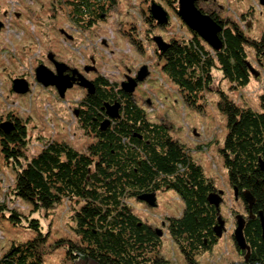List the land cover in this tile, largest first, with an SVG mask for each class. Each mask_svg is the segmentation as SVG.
I'll return each instance as SVG.
<instances>
[{
	"label": "trees",
	"instance_id": "16d2710c",
	"mask_svg": "<svg viewBox=\"0 0 264 264\" xmlns=\"http://www.w3.org/2000/svg\"><path fill=\"white\" fill-rule=\"evenodd\" d=\"M159 1L155 2L174 9L178 3V0ZM67 2L77 5L71 16L78 20L83 31L102 22L111 3H117L116 0ZM208 15L222 27L221 50H213L188 27L191 39L172 40L170 48L160 54L164 73L193 106L211 90L214 69L220 70L223 79L235 88L250 83L253 65L248 61L247 46L254 51L255 63L264 69V34L260 40H250L236 24L218 15ZM148 21L151 25L156 22L151 15ZM93 83L95 93L87 94L84 99L87 110L78 119L93 138L86 152L54 140L29 160L25 154L29 120L23 121L12 112L8 117L13 120L6 117L11 121H4L5 115L0 118V124H13L10 133L0 128V149L6 163L12 164L17 174L13 194L29 203L34 212L71 203L77 240L68 241L66 251L74 264L80 256L98 264H167L160 253L164 235L159 236L136 213L133 201L142 202L150 209L140 196L174 191L183 201L184 211L167 219L166 229L187 260L195 264L196 256L211 250L219 241L214 231L219 211L208 201L209 195L217 191L214 183L196 163L189 148L173 137L172 127L149 117L135 94L126 93L121 84L101 76ZM123 95L129 99L124 100ZM115 103L120 104L121 118L111 120L110 127L102 131V123L109 119L106 104ZM260 106L257 111L242 108L224 93L219 103L227 117L228 134L220 152L229 183L238 189L245 204L244 192L253 195L258 217L264 215V93L260 96ZM11 219L20 221V216L13 212ZM250 221L244 231L252 249L247 264H264L261 223ZM29 228L37 236L12 246L0 257V264H44L41 248L47 237L38 220H31Z\"/></svg>",
	"mask_w": 264,
	"mask_h": 264
},
{
	"label": "rangeland",
	"instance_id": "374dc122",
	"mask_svg": "<svg viewBox=\"0 0 264 264\" xmlns=\"http://www.w3.org/2000/svg\"><path fill=\"white\" fill-rule=\"evenodd\" d=\"M54 1L0 0V19L4 23L8 19V24L13 10L27 14V21L31 20L24 25L22 29L25 32L21 35L13 33L21 31L14 24L11 30L5 28L0 31V118L12 112L23 121L29 120L28 148L25 152L29 160L39 154L49 141L66 142L80 152H86L93 142L92 136L87 134L74 114L86 90L76 86L67 91L65 100H60L54 88L38 85L36 76L34 78L31 74L32 66H38L39 51L44 49L45 52L48 49V40L44 35L57 40V34L42 28L33 12L53 5ZM116 2L107 20L90 30L75 33L72 47L65 43L55 45L51 41V48L71 59L81 71H85L87 66H96V71L89 72V79L101 76L119 85L126 80L128 71L139 72L144 65L149 67L150 76L139 85L135 93L138 103L155 122H165L172 127L173 137L189 148L194 160L203 168L216 189L224 192V202L220 209L225 220V232L211 250L196 256L195 264H247L233 235L236 216L248 215V211L242 199L236 201L224 167L220 150L224 147L228 128L227 117L221 112L219 103L224 93L242 108L260 110V96L264 93V69L255 63L254 51L251 46H247L248 61L259 72V76L251 75L247 86L235 88L223 79L220 70L214 69L211 90L204 94V99L199 100L196 106L190 105L180 89L164 73V60L160 58L153 40L155 36H162L169 43L172 40L192 38L190 29L178 14V3L176 9L161 4L169 12L170 22L160 27L155 21L153 25L148 21L151 0ZM196 5L205 14L214 13L224 21L236 24L250 40H260L264 34V8L259 0H199ZM5 12H8L7 17L3 16ZM33 25L37 27V34L33 33ZM58 25L63 27L64 21L59 19ZM24 47L28 54L21 57L22 53L19 55V52ZM16 50L18 57L14 54ZM92 60L96 63L93 64ZM20 75L31 84L30 92L26 95L12 92L13 80ZM147 99L151 100L150 104L146 103ZM22 162L27 163L24 160ZM16 175L12 164L6 163L0 149V257L12 246L34 239L37 232L29 228V222L38 220L47 237L41 248L44 264H74L66 251L67 242L77 240L74 207L64 202L51 210L34 212L29 203L13 194ZM159 203L158 208L150 210L144 203L133 201L136 213L164 232L160 253L167 264H191L164 225L166 217H177L183 213V201L176 192L169 190L161 193ZM13 212L19 214L20 221L11 219Z\"/></svg>",
	"mask_w": 264,
	"mask_h": 264
},
{
	"label": "water",
	"instance_id": "95a60500",
	"mask_svg": "<svg viewBox=\"0 0 264 264\" xmlns=\"http://www.w3.org/2000/svg\"><path fill=\"white\" fill-rule=\"evenodd\" d=\"M199 0H178V14L180 18L186 23V25L195 33H197L213 50L219 51L223 48V43L219 37L222 31V27L219 23L214 21L210 15L205 14L200 8L197 7L196 3ZM208 1V0H203ZM261 6L264 8V0H259ZM150 15L159 25L165 26L169 24V14L168 12L155 1H152L150 9ZM3 29V24L0 22V31ZM154 43L157 46L158 52L164 54L169 48L170 43L166 42L162 36H155L153 38ZM251 72L254 77L259 76L253 67H251ZM95 71L94 68L86 67L85 72ZM78 71H74L76 74ZM151 72L147 65H144L139 70L137 77H126V80L121 83V88L123 91L129 94H134L136 88L140 83H143L150 76ZM36 82L41 84L44 88L55 87L58 90L61 99L66 97V93L69 89H72L75 85L86 90L88 95L95 93V87L93 81L89 80L85 75L78 72V77H73L68 79L64 77L62 71H58L57 74H53L48 71L44 66H39L35 72ZM13 92L19 95H26L30 92V84L24 78H17L13 80L12 86ZM106 112L109 117L104 123H102L101 130L106 131L110 125L111 120H119L120 115V104L115 103L114 105L106 104ZM0 128L5 133H10L13 130V124L9 122H4L0 124ZM262 169L264 170V164L262 163ZM236 201L239 199L238 189H234ZM224 192L216 191L209 195L208 201L219 211L218 224L215 226V233L220 239L225 232V220L221 216V205L224 202L223 199ZM243 197L246 204L252 210L255 204V198L250 192H244ZM140 199L146 202L152 208L157 207L156 194H145L140 196ZM252 214V211H251ZM252 218V216L250 217ZM246 218L243 215L236 216V229L234 231V239L240 252L245 254V262L248 263L250 258V247L245 239L244 231L246 228ZM260 223L262 227V236L264 240V216L260 214ZM159 236H162V231H159ZM76 264H98L87 257L80 256ZM244 264V263H239Z\"/></svg>",
	"mask_w": 264,
	"mask_h": 264
},
{
	"label": "flooded vegetation",
	"instance_id": "af4514ba",
	"mask_svg": "<svg viewBox=\"0 0 264 264\" xmlns=\"http://www.w3.org/2000/svg\"><path fill=\"white\" fill-rule=\"evenodd\" d=\"M76 4H69L67 2V0H55L53 2V5H49L47 7H44V8H39L36 12H33V16L37 19V22L40 24V26L42 28H46L48 30H52L54 31L55 34H57V40L54 39V38H51L49 35L45 34L44 37L46 40H48V44L46 45L48 47V49H46V51L44 52V49H42V51H39V54H40V60L37 62L38 66L34 68V66H32V71H31V74L34 75V78H35V72H36V69L39 67V66H44L48 71L52 72L53 74H57L58 71H62L63 73V76L64 77H68V79L70 78H73L74 76L75 77H78V72L80 74H83L85 75V77H87L88 79L90 78V74L91 73H86L85 71H81L79 70V68L73 64L72 60L71 59H67L65 57L62 56V53L60 51H57L56 50H53L51 48V41H53L55 43V45H60L62 43H65L66 45L72 47V42L75 41L76 39V35L75 33H77L79 30H83L80 26H79V23H78V20L75 18L73 19V17L71 16L72 12L73 11H76ZM116 4H112L111 3V6H110V9L106 14V16H104L102 19V22L107 20L110 16V13L111 11L115 8ZM201 9V8H200ZM202 10V9H201ZM203 11V10H202ZM204 12V11H203ZM7 13L8 12H5L3 14L4 17H7ZM205 13V12H204ZM211 15H215L214 13H211ZM25 16V19L23 20V17ZM26 16L27 14L24 15L23 12L21 11H17V10H13L10 14V20L7 24V20L6 19L5 23H4V20L3 19H0V22L3 24V29L4 30L5 28L8 29V30H11L12 27L11 25L14 24L16 25L17 27L21 28V31L19 32H14L13 33L15 35H21L23 34L25 31L22 29L24 28V25L25 24H29V22L31 20H28L26 19ZM59 19H62L64 21V26L63 27H60L58 25V20ZM102 22H99L98 24L102 23ZM81 23V22H80ZM33 27V33L37 34V27H35L34 25L32 26ZM1 30V31H2ZM44 32L42 31V34ZM19 39V38H18ZM38 41L40 42V40L38 39ZM77 51V50H76ZM20 53H22V55H20ZM15 55L17 54V50L15 51L14 53ZM25 54H28L25 50V47L23 49L20 50L19 52V55L21 57H23ZM16 57H18V55H16ZM37 58H35L34 60H36ZM93 64L96 63L95 60H92L91 61ZM87 67H91V68H94L95 71H96V66H87ZM85 70V69H84ZM74 71H78L76 72V74H74ZM23 74V73H22ZM128 74L129 75H125L126 77H133V78H136L137 77V74L138 72H132V71H128ZM25 75V74H24ZM23 75H20L18 76L17 78H26V77H22ZM27 79V78H26ZM28 80V79H27ZM91 81H94L95 79L92 78V79H89ZM122 83V82H121ZM30 84V82H29ZM38 85H41V84H38ZM140 85V84H139ZM42 86V85H41ZM43 87V86H42ZM76 87V85L74 86ZM73 87V88H74ZM78 87V86H77ZM139 87V86H138ZM137 87V88H138ZM30 88H31V84H30ZM49 88H54L57 92V97L60 99V100H65L64 99H61L60 98V95L58 93V90L57 88L55 87H49ZM72 88V89H73ZM136 88V90H137ZM12 92H13V89H12ZM136 93V92H135ZM134 93V94H135ZM67 94V93H66ZM87 96V93L85 94L84 98L81 99V101L79 102L78 106L79 108L78 109H75V116L80 119L81 116L83 115V111L84 110H87V107L85 106V98ZM124 97V100H127L129 99L128 95H123ZM131 96H134V95H131ZM132 98V97H131ZM147 104H150L151 100L147 99L145 100ZM84 102V104H82ZM82 104V105H81ZM11 113V112H10ZM9 116V113H7L5 115V118ZM8 119H11L13 120L12 118H9ZM11 120H7L4 119V121H11ZM218 191V190H217ZM161 193H157L156 194V198H157V207H154V208H150V210H153V209H156L159 207L160 203H159V198L161 196ZM256 204V203H255ZM255 204L252 208V210H250L249 206L246 205V210L248 211V215H245L244 214V217L246 218V221L248 222L249 220H252L250 222H256V221H259L260 220V217H258L257 213L255 212L256 209L254 208L255 207ZM146 205V204H145ZM251 211H252V214H251ZM263 214V213H262ZM249 216H252V218H249ZM264 216V215H263ZM167 219H169V217H166V219H164V225L166 227V222H167ZM145 222L151 226L152 228L154 227L157 232L161 231L159 229H157L155 226H153L151 223L147 222V220H145ZM163 235H164V232L162 231ZM162 235V236H163ZM250 258L252 257V249H250ZM240 254H242L244 256V253L240 252Z\"/></svg>",
	"mask_w": 264,
	"mask_h": 264
}]
</instances>
